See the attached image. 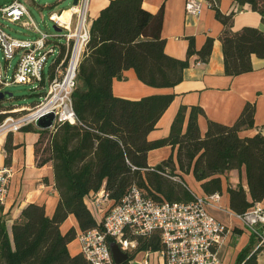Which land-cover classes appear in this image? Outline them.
<instances>
[{
    "label": "trees",
    "instance_id": "16d2710c",
    "mask_svg": "<svg viewBox=\"0 0 264 264\" xmlns=\"http://www.w3.org/2000/svg\"><path fill=\"white\" fill-rule=\"evenodd\" d=\"M207 1L224 26L221 41L225 74L237 77L253 71V56L264 59V31L253 27L232 31L237 11L225 15L219 9V0ZM236 3L238 11L248 6L259 13L264 24V0ZM163 24L164 7L151 13L144 9L143 0H110L92 22L72 96L77 124H59L47 130L28 125L20 130L39 136L35 143L36 165L53 167L55 188L60 195L56 211L50 218L45 205L29 204L14 222L11 237L0 206V264H91L82 253L70 254L68 246L78 238V232L71 228L63 234L61 226L73 215L81 233L101 228L86 199L103 186L114 204L133 187L157 203L189 202L194 195L183 175L192 173L202 183L205 195L212 196L223 194L222 176L232 171L241 174L244 169L247 189L241 181L236 187H228L230 209L242 216L264 201V135H242L255 128L254 104L247 103L233 125L208 120L204 136L198 123L199 117L206 116L204 110L182 106L170 135L150 141L149 134L175 96L153 95L139 100L114 96L113 81L123 79L124 72L130 69L145 85L174 88L183 81L192 58L203 64L209 62L214 47L211 38L199 51L190 39L185 60L166 54ZM5 107L0 101V125L8 117L3 113ZM165 147L177 150V162L172 153L150 167L149 153ZM16 148L13 133H9L6 164L11 163ZM162 248L159 235L154 234L140 240L137 253Z\"/></svg>",
    "mask_w": 264,
    "mask_h": 264
},
{
    "label": "built area",
    "instance_id": "2783aa9c",
    "mask_svg": "<svg viewBox=\"0 0 264 264\" xmlns=\"http://www.w3.org/2000/svg\"><path fill=\"white\" fill-rule=\"evenodd\" d=\"M89 4L90 0H78V4L68 11L69 18H63L65 11L53 12L49 20L61 29L55 34L40 32L20 0L0 7L1 20L39 34L35 39L19 40L0 24V49L9 68L17 59L11 83L3 78L0 64V91L11 84L33 83H39L44 90L43 100L38 104L14 107L9 111L21 116L17 119L8 116L0 125V135L19 132L28 125L35 126L38 119L50 113L55 114L51 129L59 124H77L72 96L77 86L80 62L90 41ZM185 8L188 14L198 15L201 3L187 0ZM2 153L7 159L8 152L3 150ZM13 175L9 164L0 165L2 207L8 200ZM193 195L189 202L157 203L133 187L118 204H114L103 186L86 199L89 207L97 212L102 227L79 235L81 253L91 264H117L111 251V245L116 244L129 257L124 264H133L135 256L140 253L144 258L139 264H151L153 255L159 256L165 264H225L221 248L228 230L208 210V202H217L220 195ZM238 217L255 237L257 250L264 252V205L258 203ZM154 234L159 235L163 248L157 252L137 253L140 240Z\"/></svg>",
    "mask_w": 264,
    "mask_h": 264
},
{
    "label": "crops",
    "instance_id": "0c3cea01",
    "mask_svg": "<svg viewBox=\"0 0 264 264\" xmlns=\"http://www.w3.org/2000/svg\"><path fill=\"white\" fill-rule=\"evenodd\" d=\"M201 3L198 15L186 12L187 0H143V7L151 13H157L164 7V24L162 36L166 41L165 52L169 56L185 60L190 39L195 42L199 51L209 38L214 40V47L208 63L203 64L191 59V65L185 69L183 81L174 88H155L142 83L133 69L124 72L123 79H115L112 89L114 96L127 100H139L153 95L173 94L174 101L167 109L152 131L150 141L168 137L172 123L182 106L201 107L206 116L199 117L198 123L202 136L208 129V120L224 125H233L242 113L247 103L255 105V128L242 133L243 136L264 135V59L256 56L252 58L253 71L230 77L225 74L224 52L221 36L224 32L223 24L216 19V13L207 0H196ZM110 0H90L88 18L90 24L98 18L100 12L109 5ZM9 4V3H6ZM3 4V5H6ZM1 5V6H3ZM0 6V7H1ZM71 9V8H70ZM69 9V10H70ZM219 9L223 14H230L236 10L232 31L239 32L245 27L259 28L264 31L262 16L252 11L248 6L239 10L236 0H219ZM66 10L65 13H68ZM63 18L65 17V14ZM189 119L186 116L185 129ZM39 136L36 133H13V144L17 146L9 164L14 172L10 193L3 206L2 216L6 221L7 229L12 237V226L20 217L24 208L35 203L45 205L46 214L52 218L60 200L55 188L54 171L51 164L38 167L35 161V143ZM7 135H0V165L6 163L2 151L5 150ZM173 153L177 162V150L165 147L151 151L148 155V164L155 167L168 159ZM188 189L198 196L205 197L202 183L194 175H183ZM224 192L220 199L208 202V210L227 227V234L221 248V255L225 264H264V252L257 250V241L246 225L230 209L228 187H236L240 181L246 186V174L232 171L222 176ZM207 197V196H206ZM264 205V201L261 203ZM75 228L78 237L81 234L77 219L72 215L61 226V232L66 234ZM72 256L81 253L79 238L68 246ZM143 254L135 256L133 264H139ZM151 264H165L157 255L150 259Z\"/></svg>",
    "mask_w": 264,
    "mask_h": 264
},
{
    "label": "rangeland",
    "instance_id": "374dc122",
    "mask_svg": "<svg viewBox=\"0 0 264 264\" xmlns=\"http://www.w3.org/2000/svg\"><path fill=\"white\" fill-rule=\"evenodd\" d=\"M15 0H0V6L6 3H12ZM22 1L34 22L36 23L38 30L42 33L55 34L54 23L49 20V16L53 13H60L61 11L69 10L74 5V0H20ZM0 24L3 28L11 34L13 37L19 40L35 39L39 36L38 33L29 29L23 28L20 25L10 24L7 21L0 19ZM65 31H63L64 33ZM0 64L3 68V78L9 83L13 80L14 67L17 65V59L13 60L9 65L4 59V55L0 49ZM48 72V68L46 69ZM3 92L9 95L4 99L6 107L5 113L8 116H13L15 119L20 117L19 114H11L9 111L14 107L21 106H34L43 100L44 90L39 83L33 84H11L10 86L3 87ZM11 95V96H10ZM94 214L97 216V212L93 207H90Z\"/></svg>",
    "mask_w": 264,
    "mask_h": 264
},
{
    "label": "water",
    "instance_id": "95a60500",
    "mask_svg": "<svg viewBox=\"0 0 264 264\" xmlns=\"http://www.w3.org/2000/svg\"><path fill=\"white\" fill-rule=\"evenodd\" d=\"M77 4H78V0H74V5ZM54 28L57 32L61 31V29L57 28L56 26H54ZM8 95H9L8 93L0 91V101L6 99ZM54 123H55V114L50 113L38 119L37 122L35 123V127L41 130H47V129H51L54 126ZM111 251L113 254V258L117 264H124L129 260L128 255L121 252V250L118 248L116 244L111 245Z\"/></svg>",
    "mask_w": 264,
    "mask_h": 264
},
{
    "label": "bare ground",
    "instance_id": "6f19581e",
    "mask_svg": "<svg viewBox=\"0 0 264 264\" xmlns=\"http://www.w3.org/2000/svg\"><path fill=\"white\" fill-rule=\"evenodd\" d=\"M69 16V12L68 13H65V17H68ZM2 135V134H1Z\"/></svg>",
    "mask_w": 264,
    "mask_h": 264
}]
</instances>
